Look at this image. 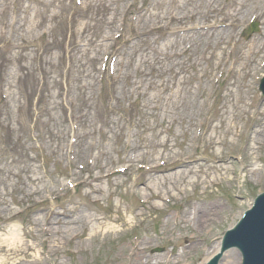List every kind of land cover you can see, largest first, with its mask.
Segmentation results:
<instances>
[{
    "label": "rangeland",
    "instance_id": "rangeland-1",
    "mask_svg": "<svg viewBox=\"0 0 264 264\" xmlns=\"http://www.w3.org/2000/svg\"><path fill=\"white\" fill-rule=\"evenodd\" d=\"M154 1L135 33L133 9L125 13L132 0L118 9L111 0H0V264H38V257L39 264H137V245L147 247L148 264H201L264 192V51L248 53L264 45V0H217L207 15L209 0L184 11ZM174 1L180 7L189 0ZM254 13L263 14L258 33H242ZM169 15L191 24L216 18L233 36L216 45L217 33H200L190 50L191 39H178L169 50L178 57L165 59L174 37L152 29ZM111 18L114 27L106 25ZM106 58H115L114 73ZM173 101L203 111L181 118ZM165 139L168 147L154 146ZM187 150L205 160L189 177L173 176L175 169L165 181L139 169L161 161L159 169L170 168V156ZM131 154L144 159L132 164ZM63 212L71 213L70 226ZM198 217L208 219L205 226ZM51 225L64 235L46 236L43 227Z\"/></svg>",
    "mask_w": 264,
    "mask_h": 264
},
{
    "label": "bare ground",
    "instance_id": "bare-ground-1",
    "mask_svg": "<svg viewBox=\"0 0 264 264\" xmlns=\"http://www.w3.org/2000/svg\"><path fill=\"white\" fill-rule=\"evenodd\" d=\"M124 1H127V0H111V2H112V4H117V5H115V7L118 9V7L120 6V3L121 2H124ZM129 1V0H128ZM209 2V1H208ZM189 3L191 4V3H194V0H189L188 2H187V4H185V2L183 3L184 5H182V6H180V7H178V5L176 4V1H174V0H158L156 3H155V1H154V4H153V6L154 7H158V6H165L166 8L167 7H172L173 9H176V10H185L186 8H185V5H189ZM202 4H204V0L199 4L200 6L202 5ZM113 5H110V6H108L107 8L108 9H110V7H112ZM149 6H152V4H150ZM198 7V8H200V9H202L201 7ZM211 6H212V4H211V2H209V7L208 8H211ZM3 13H5V11L7 10V8H6V6H3ZM263 11V10H262ZM148 12V11H147ZM264 12V11H263ZM146 14V13H145ZM145 14H143L142 16H141V19H143L144 18V16H145ZM156 15H158V14H156ZM161 15V14H160ZM201 15V10L199 11V16ZM170 16V15H169ZM261 17L263 16V14L261 13V15H260ZM150 18H152V15H150L149 16ZM153 18H156V16H154L153 15ZM205 18H206V16H205ZM230 18V17H229ZM161 19H163V17L161 16ZM233 21H235V20H233ZM232 21V23H234ZM141 22H143V21H141ZM146 21H144L143 23H145ZM149 22V21H148ZM218 24V23H217ZM217 24H215V26L217 25ZM106 25H108L109 27H114V25H115V20H114V18H111L110 20H108L107 22H106ZM200 25V24H199ZM263 26H264V23H263ZM234 31L233 30H231V31H226L225 29H219L218 31L217 30H214V31H206V33L205 34H214V33H217V35H216V45H218V44H221L223 41H224V39H227L229 36L230 37H232L233 36V33ZM198 34H200L199 32H197V33H194V32H192V33H186V34H184L183 35V39H181V41L182 40H185V39H190V38H192L194 35H198ZM179 42V40L178 39H174L173 41H170L167 45H166V47H167V49L164 51V53H162L163 55H164V58L165 59H171V58H175V57H177L178 55V53H175V52H172V51H169L170 49H172L173 48V46H175L177 43ZM99 48L102 46V44H96ZM210 45V42L209 41H207L206 43H205V49L204 50H206L207 48H208V46ZM259 47V48H257V46ZM252 48L251 49H253L254 51L252 52L251 50H250V52H248L250 55H252L253 53H259L260 51L262 52V51H264V45H263V43L261 42V41H258L256 44H253L252 46H251ZM165 59H162V60H165ZM162 60H160V58H157V62L158 63H161L162 62ZM243 66H244V63H243ZM229 70H231V68L229 69ZM168 70L166 69V70H163L162 72L163 73H165V72H167ZM172 71V70H171ZM182 73L178 70V71H174L173 72V75H175V76H179V75H181ZM174 83H175V81H174ZM184 84V80H183V78H180L179 79V81H178V87H180V86H182ZM177 87V88H178ZM184 92H185V94L187 95V97H188V99H191V97H192V90H191V88H188V87H186V88H184V89H182ZM164 91V90H163ZM180 92V91H179ZM177 97H178V93H177V95H176ZM154 99H158L159 101H161V96L159 95V97H157V98H154ZM172 104H173V106L175 107V111L177 112L178 111V115H179V117H181V118H185V117H189V116H191L192 114H194L195 112H202L203 110H202V108L200 107V106H198L196 103H187V102H185V101H182V106L178 103V101L177 102H175V101H173L172 102ZM166 114V113H165ZM167 115V114H166ZM165 115V116H166ZM177 116V115H176ZM178 117V116H177ZM156 135H158V137L160 136V133H158L157 132V134ZM170 141L169 140H167V139H165L164 140V142L163 143H160V142H157V143H155L154 144V146H156V147H168V143H169ZM219 145H220V143H218ZM142 149H143V145H140V146H135V147H133V148H131V152L132 153H140L141 151H142ZM131 157H132V155H130ZM130 156H129V159H130ZM171 157V159L168 157L167 158V161H168V164H169V162H170V160L172 161V165H174V166H171L170 168H166V169H159L158 167H152V172H155V173H157V174H163L162 175V177H165L166 175H168V174H170L171 172H174V171H176L175 169H177V172L173 175V176H185V177H189V175L193 172V169H194V167H193V165L194 164H198L199 162H200V160H202V161H205L204 159H199V158H196V159H192V157L191 156H189V151L187 150V151H185V153H181V154H174L173 156H170ZM215 157H216V155H215ZM134 160H137V161H139V160H142V159H144V158H141L140 157V154L139 155H137V156H135V157H132ZM216 159V158H215ZM215 159H214V161H215ZM213 161V160H212ZM219 163H223V164H225L226 162H225V159H223V157H221V159H219V161H218ZM174 170V171H173ZM178 170H185V172H181V171H178ZM172 175V174H171ZM167 178H169L168 176H166L165 177V181H167ZM158 179V178H157ZM164 179V178H163ZM147 183V182H146ZM146 183H142V185H144V184H146ZM71 216V213L70 212H63L62 214H61V217H64V220H63V225L65 226V225H68V226H70L71 225V221L70 220H68L67 218H69ZM210 220V219H209ZM39 221H36V223H38ZM207 222H208V219H207ZM207 222H204V219L203 218H197V223L198 224H201V225H206V223ZM47 227H49V226H47ZM50 227H52V225L50 226ZM49 227V228H50ZM49 228H46V226L45 227H43V229H44V234L46 235V236H49V235H47V234H49V231L51 232V230H52V232L54 231L55 233H59L60 232V234L59 235H64V233L60 230V228L59 229H56V228H54V227H52L51 229H49ZM51 232V233H52ZM98 232L97 231H95V234H97ZM95 234H94V230L92 231V233L90 234V236H95ZM13 235H14V242H16L15 240H19L18 242H21L20 241V239H19V237L17 236V229H15L14 230V233H13ZM52 236V235H51ZM45 242H48V238L47 239H45L44 241H43V243H45ZM194 243V242H193ZM191 245H193L192 247L193 248H195V247H197V245L198 244H191ZM219 248H220V242H217V243H215L214 244V246H213V248H211V250H210V252L208 253V255H206L205 256V258H204V260L201 262V264H205L214 254H216L218 251H219ZM147 249V247H143V246H141V245H137L136 247H134V249L132 250V255L131 256H133V257H135L134 259V261H135V263H137V264H148V263H150V260H143V257L145 256V250ZM231 253H233V252H229V254H226V256L225 257H227V258H229V260H228V262H226V264H236L237 263V261H238V264L240 263V255L238 254V257H237V255H235V253H233V254H231ZM229 255V256H228ZM146 257V256H145ZM43 261L38 257V259H37V263L39 264V263H42Z\"/></svg>",
    "mask_w": 264,
    "mask_h": 264
},
{
    "label": "water",
    "instance_id": "water-1",
    "mask_svg": "<svg viewBox=\"0 0 264 264\" xmlns=\"http://www.w3.org/2000/svg\"><path fill=\"white\" fill-rule=\"evenodd\" d=\"M229 241L238 244L242 250L244 264H264V195L256 201L253 210L245 215L237 229L230 234ZM224 260L225 257L222 264Z\"/></svg>",
    "mask_w": 264,
    "mask_h": 264
}]
</instances>
